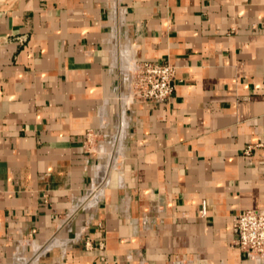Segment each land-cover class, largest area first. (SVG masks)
I'll return each instance as SVG.
<instances>
[{
	"label": "crops",
	"instance_id": "crops-1",
	"mask_svg": "<svg viewBox=\"0 0 264 264\" xmlns=\"http://www.w3.org/2000/svg\"><path fill=\"white\" fill-rule=\"evenodd\" d=\"M263 208L264 0H0V264H264Z\"/></svg>",
	"mask_w": 264,
	"mask_h": 264
},
{
	"label": "built area",
	"instance_id": "built-area-1",
	"mask_svg": "<svg viewBox=\"0 0 264 264\" xmlns=\"http://www.w3.org/2000/svg\"><path fill=\"white\" fill-rule=\"evenodd\" d=\"M137 79L134 85V99L162 103L168 100L174 91L175 67L170 63L142 61L137 66ZM94 138L91 132L88 142ZM249 146L247 152H251ZM206 206L201 210L206 215ZM233 231L237 235V244L250 256L264 259V208L246 209L233 218Z\"/></svg>",
	"mask_w": 264,
	"mask_h": 264
},
{
	"label": "rangeland",
	"instance_id": "rangeland-1",
	"mask_svg": "<svg viewBox=\"0 0 264 264\" xmlns=\"http://www.w3.org/2000/svg\"><path fill=\"white\" fill-rule=\"evenodd\" d=\"M132 63H133L132 65H133V67H134V66H135V62L132 61ZM136 79H137V72L134 74V80L136 81ZM129 83H130V82H129ZM125 84H127V87H128V81L125 80ZM134 84H135V83H134ZM131 85H132V84H131ZM136 100H137V98H136ZM97 142H98L97 139H94V138H93V140L91 141V143H89V144H90V148H92V147L94 146V144L96 145Z\"/></svg>",
	"mask_w": 264,
	"mask_h": 264
},
{
	"label": "bare ground",
	"instance_id": "bare-ground-1",
	"mask_svg": "<svg viewBox=\"0 0 264 264\" xmlns=\"http://www.w3.org/2000/svg\"><path fill=\"white\" fill-rule=\"evenodd\" d=\"M133 64V63H132ZM133 68H135V66L133 67ZM136 70H137V68H136ZM136 72V71H135ZM135 83V80H134V77H133V82H132V93H133V97H134V84ZM119 160V159H118Z\"/></svg>",
	"mask_w": 264,
	"mask_h": 264
}]
</instances>
